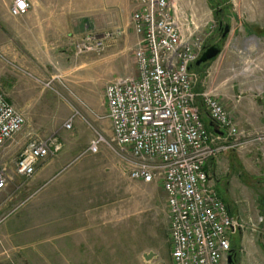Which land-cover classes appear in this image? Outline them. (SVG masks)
<instances>
[{
	"label": "rangeland",
	"instance_id": "rangeland-1",
	"mask_svg": "<svg viewBox=\"0 0 264 264\" xmlns=\"http://www.w3.org/2000/svg\"><path fill=\"white\" fill-rule=\"evenodd\" d=\"M190 1L196 12L204 10L196 15L202 28L213 25L205 29L210 32L204 37V48L212 44L220 48L200 70L193 69L196 86L200 92L217 93L238 126L253 139L240 149L222 152L215 169V176L221 177L218 193L240 224L231 235L227 264H264V0ZM12 2L0 0V90L23 115L24 125L0 148V166L10 176L3 190L10 191L3 196L7 204L0 208V264H172L165 197L157 182L135 181L125 173L126 180L121 178L115 188L114 183L108 184L106 170L96 168L95 236L59 235L70 232L67 218L53 219L60 225H50L53 230L48 236L38 210L33 222L22 216L31 201L36 206L47 199L59 204L70 193H63L59 184L53 191L33 193L37 186L28 184L32 177L15 174L17 157L30 139L57 137L62 147L50 152L47 160L56 158L52 163L61 170L85 150L94 134L92 126L111 136L104 117V86L135 74L136 36L130 24L131 2V6L121 4V11L112 15L88 19V32L110 34L100 50L78 52L75 44L82 33L71 46L29 48L22 30L32 18L12 16ZM225 24L229 31L223 37ZM47 80H52V88L43 84ZM64 85L91 112L73 101ZM74 108L82 117L77 116L73 127L66 129L63 123ZM222 161L225 166L221 167ZM150 252L152 257L146 260L144 255Z\"/></svg>",
	"mask_w": 264,
	"mask_h": 264
},
{
	"label": "built area",
	"instance_id": "built-area-1",
	"mask_svg": "<svg viewBox=\"0 0 264 264\" xmlns=\"http://www.w3.org/2000/svg\"><path fill=\"white\" fill-rule=\"evenodd\" d=\"M131 2L135 74L105 84L104 117L111 136L92 126L94 134L82 154H96L106 147L130 179L160 184L172 264H227L231 235L240 224L210 183L206 166L220 153L240 149L253 139L238 126L217 93L195 90L198 77L193 65L205 49L204 37L210 32L205 29L213 25L202 28L192 12L178 16L171 0ZM28 8L27 0H13L9 13L20 17ZM83 34L75 44L78 52L100 50L110 36ZM43 84L53 87L52 80ZM63 89L91 112L67 86ZM202 111L212 121L211 128ZM77 116L82 114L74 108L63 127L71 129ZM23 125V115L0 90V148ZM61 147L57 137L30 139L15 161V174L31 178L39 161ZM9 180L0 166V193Z\"/></svg>",
	"mask_w": 264,
	"mask_h": 264
},
{
	"label": "crops",
	"instance_id": "crops-1",
	"mask_svg": "<svg viewBox=\"0 0 264 264\" xmlns=\"http://www.w3.org/2000/svg\"><path fill=\"white\" fill-rule=\"evenodd\" d=\"M27 1L29 2V8L26 14L29 18H32V20L29 25L23 28L22 32L25 38L28 39L26 41L28 43L27 46L29 48L38 49L62 48L66 45L71 46L73 38L75 39L78 34H83L87 31L86 26L88 25V19L100 15L109 16L115 11H121V4L123 6H131V0ZM172 2L175 5L177 15L180 17H184L190 12L196 15L204 13V10L201 8V12L193 10L190 0H173ZM90 22H92V20ZM195 90L200 92L199 87L196 85ZM198 102L200 103V99H198ZM202 117L208 127L211 128L212 121L205 111H202ZM221 154L222 153L218 155L219 157L217 156L211 159L206 166L210 183L216 190L218 184H221V177L215 176V174H217L215 169H217L220 163L219 159H221ZM55 159L56 158L53 160ZM53 160H47V158H45L39 161L35 173L28 184L37 186L33 193L53 191V187L59 184V186H62L63 193H70L69 199L59 204L56 203L57 200L47 199L46 201H40L37 206L31 201V206L29 203L23 208L24 212H22V216L25 220L33 222L34 218L37 216L36 210H38V216L48 226L44 230L48 236L52 233V224L60 225L59 221L52 220L66 218L69 219L70 232L69 234L60 233L59 235L95 236L93 231L96 208V203L94 201L95 169L99 168L101 170H106L107 175L105 178H107L108 184L114 183L115 188H118L121 178L126 180V175L121 164L115 156L103 146L96 154H82V152L77 154L75 158L71 159V163L65 164L61 170H56L55 165L52 163ZM222 166H225V161H222L221 167ZM228 167L229 165L227 164L226 168ZM211 169L214 170L213 176L210 174ZM8 190L0 193V208L2 204L4 206L7 204L3 196L8 195L10 192ZM54 198H56V196ZM228 210L231 214L229 208ZM61 223L65 224L63 221ZM55 234L57 235L56 232Z\"/></svg>",
	"mask_w": 264,
	"mask_h": 264
},
{
	"label": "water",
	"instance_id": "water-1",
	"mask_svg": "<svg viewBox=\"0 0 264 264\" xmlns=\"http://www.w3.org/2000/svg\"><path fill=\"white\" fill-rule=\"evenodd\" d=\"M228 31H229V26L225 24L223 28V37L226 36ZM219 53H220V48L216 44L209 45L203 50L199 58L196 60L195 65L207 63L208 61L215 58ZM151 257H152L151 252L148 255H144V258L146 260H149Z\"/></svg>",
	"mask_w": 264,
	"mask_h": 264
},
{
	"label": "trees",
	"instance_id": "trees-1",
	"mask_svg": "<svg viewBox=\"0 0 264 264\" xmlns=\"http://www.w3.org/2000/svg\"><path fill=\"white\" fill-rule=\"evenodd\" d=\"M202 66V64L200 65V66H196V65H193V69H195V70H200V67Z\"/></svg>",
	"mask_w": 264,
	"mask_h": 264
}]
</instances>
